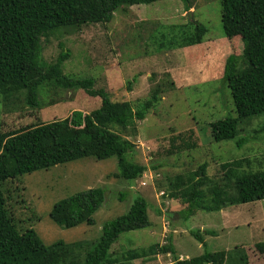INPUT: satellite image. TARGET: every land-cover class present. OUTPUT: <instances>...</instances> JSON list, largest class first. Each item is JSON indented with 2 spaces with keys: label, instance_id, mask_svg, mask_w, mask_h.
<instances>
[{
  "label": "rangeland",
  "instance_id": "1",
  "mask_svg": "<svg viewBox=\"0 0 264 264\" xmlns=\"http://www.w3.org/2000/svg\"><path fill=\"white\" fill-rule=\"evenodd\" d=\"M194 3L190 9L182 0L134 5L117 10L107 24L62 26L43 39L40 52L43 61H55L62 50L69 51L62 64L63 71L75 77H95L96 87L107 89L113 100L128 99L138 104L151 95L156 84L163 86L164 92L159 96V105L139 123L138 135L132 137L135 147L131 158L147 166L144 177L136 180L119 177L116 156L101 160L81 158L27 173L11 184L17 187L11 205L20 228L33 227L47 244L83 241L92 247L104 226L126 214L134 199L141 195L149 203L151 225L122 233L111 252L123 246L166 244L172 235L181 258L195 257L205 250H228L229 260H233L227 264H264V200L232 204L220 211L201 210L184 219L182 200L163 195L166 190L157 187V180L166 182V177L186 173L202 163L208 164L209 176H216L220 172L219 162L245 154L257 159L258 156L248 152L253 144L262 145L256 146L254 152L264 151V133L256 140L247 139L242 146L236 145V140L213 139L211 123L237 113L228 85L211 75L223 70L227 57L241 52V47H237L238 40H228L224 35L220 2ZM192 20L208 29L203 43L187 47L174 42L173 35H179L174 25H191ZM41 90L42 106L34 111H29L25 102L17 108H6L0 96V132L64 118L74 110L91 112L101 104L99 97L89 95L83 88L53 92L48 86L43 94ZM259 118L254 119L252 128L262 122ZM191 129L195 131L193 139L199 138L198 145L176 155L169 154L170 137L184 134L186 138ZM260 162L264 165L263 157L252 163L258 167ZM159 164L161 167L155 170L153 167ZM153 171L159 175L157 180ZM93 187L106 192L103 204L93 216L94 224L86 221L68 228L51 219L56 202ZM206 229L215 230L218 235L205 234L204 246L191 231ZM173 260L172 254H161L144 263L169 264Z\"/></svg>",
  "mask_w": 264,
  "mask_h": 264
},
{
  "label": "trees",
  "instance_id": "2",
  "mask_svg": "<svg viewBox=\"0 0 264 264\" xmlns=\"http://www.w3.org/2000/svg\"><path fill=\"white\" fill-rule=\"evenodd\" d=\"M155 1L159 0H0V96L6 108H17L25 102L29 111L39 109L40 89L43 94L48 86L53 92L83 88L101 99L100 106L91 112L74 110L64 118L0 132V264H136L137 260L145 264L161 254L173 255L169 264H227L233 260H229L228 250H205L198 256L181 258L172 235L166 244L123 246L111 252L122 233L151 225L149 203L141 195L134 199L126 214L104 226L92 247L83 241L45 243L33 227L18 226L11 205L17 189L11 186L12 182L27 173L81 158L101 160L116 156L119 177L126 180L144 177L147 166L131 158L135 147L132 137L138 135L139 123L159 105L163 86L156 84L151 95L138 104L128 99L113 100L107 89L96 87L95 77H75L63 71L62 64L69 51L62 50L51 62L43 61L40 52L43 39L62 26L107 24L117 10ZM182 1L190 9L196 0ZM217 1L221 5L224 35L228 40H238L241 52L231 53L223 70L211 75L228 85L237 113L212 122V136L216 142L236 140V145L242 146L247 139L256 140L264 133V118H259L264 115V0ZM190 24L174 25V31L178 29L179 33L177 37L173 35L174 42L187 47L203 43L207 27L196 20ZM256 118L262 122L252 128L250 125ZM193 136V129L186 138L184 134L171 136L167 151L176 155L196 147L199 138ZM256 146L262 145L253 144L248 152L259 158L245 154L219 162L220 172L216 176L207 174V163L166 177V182L158 181L159 175L153 171L157 187L166 190L163 195L182 200L184 219L201 210L220 211L232 204L264 200V165L260 162L254 167L252 163L264 158V151L254 152ZM160 167L161 164L153 168ZM105 198V189L101 187L77 192L56 202L50 217L68 228L86 221L94 224L93 216ZM191 234L204 246L205 234L218 235L212 229L192 230Z\"/></svg>",
  "mask_w": 264,
  "mask_h": 264
}]
</instances>
